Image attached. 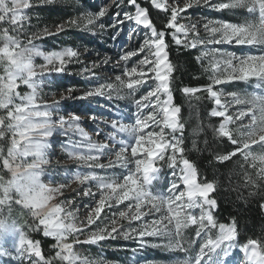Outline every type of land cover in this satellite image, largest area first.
Masks as SVG:
<instances>
[{"label":"snow or ice","instance_id":"6c2138e0","mask_svg":"<svg viewBox=\"0 0 264 264\" xmlns=\"http://www.w3.org/2000/svg\"><path fill=\"white\" fill-rule=\"evenodd\" d=\"M52 2L54 0H38L40 5ZM114 3L117 9L126 5L134 12L124 11L121 18V12L117 11L109 27L115 28L126 21L135 22L150 35H145L138 50L126 51L120 56L122 74L115 75L113 82L94 84L78 97L73 95L75 89L70 88L67 95L47 102L41 98L47 77L65 73L71 63L80 62L81 53L72 47L44 51L34 41L42 35L59 34L67 28L95 34L93 29L107 15L108 6L64 21L56 26L55 33L47 29L42 34L33 33L24 43L19 33L24 22L30 19L25 10L37 5L31 0H0V24L11 26L0 29V110L4 111L0 115V139H8L10 134L6 153L0 146L2 167L10 174L7 179L0 175V239L8 235L18 237L13 243L14 258L28 260V264H57V261L60 264H102L81 259L74 245L98 244L118 236L136 240L141 248L171 253L175 256L174 264H227L226 258L237 247L244 256L240 264H264V244L259 239L249 238L243 245H238L235 220L227 224L217 222L214 212L218 202L212 195L216 182L201 178L196 165L184 155V124L180 117L181 106L174 102L173 65L166 41V35H170L177 46L189 49L199 46L202 50L197 61H208L202 67L208 73L209 83L200 87L185 86L181 91L187 98L195 96L197 100L201 99L197 93H206V98L213 104L209 115L221 118L214 129L215 134L221 139L226 138L233 150L216 156V159L228 161L240 154L244 161L252 162L256 176L264 180V0H188L183 7H170L167 0H148L153 8L170 12L161 30H157L148 7L142 6L139 0H114ZM201 4L218 12L244 10L247 17L240 23L207 20L203 23L207 38H201L199 21L179 22L181 13ZM99 30H105L104 23H99ZM190 34L194 37L191 40ZM218 45H235L241 53L225 51ZM140 54H143L142 58L129 68V60ZM37 57L43 58L44 63L36 64ZM109 59L105 57L102 63L107 64ZM97 66L82 68L79 74L86 80L98 81L102 78L94 70ZM253 81L255 90L243 94L230 92L227 98L222 90H216L217 86L233 82ZM21 85L27 86L29 91L22 94L18 91ZM144 87L147 91L137 98V92ZM94 97L107 101L129 99L134 109L128 115L116 106L118 119L101 121L95 115L88 117L93 123L110 125L112 131L105 133V142H95L89 137L82 127L81 116L71 113L66 118L60 114L62 101ZM233 104L241 106L235 116L229 114ZM245 117L249 118L247 124L230 128L236 120ZM125 119L131 122H123ZM234 132L239 133V139L234 138ZM56 133L65 137L63 151L69 159L89 169L76 171L73 181L81 185L95 182V192L86 187L80 192L74 191L72 199H59L64 197L68 185L52 184L51 180L44 182L43 178L50 174L43 166L49 163L51 138ZM253 145H259L262 151L253 152ZM102 157H107V163H100ZM163 165L171 169L173 179L166 190H153ZM117 168L121 170L119 173L113 171L102 175L95 171ZM248 182L256 183L251 177ZM85 197L91 203L84 205L87 209L85 220L78 221L74 201ZM13 202L29 210L33 223L21 225L11 218ZM124 202H127L125 210H112ZM5 206L9 210L8 216L4 215ZM105 209L110 210V215L102 216ZM195 210L198 215L194 214ZM104 219L108 223L93 230L97 221ZM119 221H127L129 227L124 229ZM133 222L136 227L131 226ZM25 226L32 232L41 230L42 226L43 236L55 240L51 246L55 250L54 256L44 255L41 242L31 239L24 231ZM190 226H195L196 237L200 238L202 234L204 237L194 255L189 252L195 241L188 242L185 237V230ZM214 229L217 230L215 237L211 234ZM85 233V239L81 240L80 236ZM12 255L0 245V256Z\"/></svg>","mask_w":264,"mask_h":264},{"label":"rangeland","instance_id":"374dc122","mask_svg":"<svg viewBox=\"0 0 264 264\" xmlns=\"http://www.w3.org/2000/svg\"><path fill=\"white\" fill-rule=\"evenodd\" d=\"M69 1L54 0V2L52 3L40 5L38 3V0H31V2L37 6L25 10L30 19L24 22L23 30L19 33V38L21 39V41L26 43L27 39L32 36L33 33L42 34L44 29H47L49 32L55 33L56 26L63 23L64 21L80 16L86 11L97 12L100 7L108 6L107 15L100 21H98L97 25L93 29L95 34L79 28H67L65 31L56 35H42L40 39L34 41V43L40 45V47L44 51H52L59 50L64 47H72L81 53L80 62L71 63L67 67V71L65 73H53L52 75L47 77L41 89V98L42 100L47 102H51L53 99H59L62 94L67 95L68 89L70 88L75 89L73 95L78 97L82 94L83 90L93 86L94 84L106 81L113 82L115 75L122 74L123 62L120 61V56L126 51L138 50L145 38V35H150V32L147 29H144L142 26L136 25L135 22L126 21L124 24L118 25L115 28L109 27V25L113 22L114 13H116L117 11L121 12V18H123L122 14L124 11L134 12V9L129 6L125 5L123 8L117 9L114 0H72L74 4ZM139 1L150 4L148 3V0ZM186 2H188V0H167V3L170 7H183L184 3ZM214 2H220V0H214ZM53 4H59L60 6L69 5L73 6L74 9H69L68 15L61 23L52 25L51 22L41 19V11L43 8H46ZM155 10L164 16L165 19L161 23V25L163 24L164 26V24H166L167 22V18L170 16V12L164 13L162 10ZM180 16V23L189 24L199 21V34L201 38H207V33H205L203 29V23L207 22V20H226L230 22L240 23L243 22L247 17V13L244 10L218 12L201 4L194 5L186 12L181 13ZM99 23L105 24L104 31L99 30ZM5 27L11 28L9 24H0V29ZM114 37L115 39H113ZM192 38L194 37L192 34H190L189 40H191ZM217 47H221L225 51H232L236 52L237 54L241 53V49L235 45H218ZM85 49H88L89 51H85ZM201 50V47L198 46L199 55ZM247 50L248 49H245V51ZM251 51L255 52L256 50L251 49ZM142 55L143 54L132 57L129 60L127 66L131 68L133 65H136L142 58ZM105 57L110 58L107 64L102 63ZM118 61H120L119 67L116 66ZM35 63L42 64L44 63V60L43 58L37 57ZM204 63L205 65H207L208 61L204 60ZM93 64L98 65L94 68V70L97 72L98 76L102 78L98 81L86 80L84 76H81L79 74L82 68H91L93 67ZM253 85L254 81L252 83L233 82L227 85L217 86L216 90H222L225 94V98H227V93L230 92H237L240 94L251 92L255 90ZM18 91L23 94L24 92L29 91V89L27 88V86L21 85ZM146 91V87L141 88L137 92L136 97L139 98V96L143 95ZM116 106H119L120 109L125 110L128 115H130L134 110L133 105L131 104L129 99L118 100L114 98L112 101H107L105 98L94 97L90 100L68 99L62 101L60 114L64 115L66 118L71 113H75L76 115L81 116L82 127H84L85 131L89 134V137L95 142H105V133L112 131L110 125H105L102 122L93 123L88 117L91 115H95L100 118L101 121L103 119H118V117L115 115ZM109 109H111V111H109ZM240 109L241 106L233 104L229 108V114L235 116ZM3 114L4 111L0 110V115ZM248 120V117L236 120L233 124L230 125V128L237 129L239 128L240 124H247ZM123 122L130 123L131 121L125 119ZM98 129L102 131H99L98 133ZM241 131H243V129H241ZM234 138L239 139V133L234 132ZM0 140V143L1 145H3L6 153V149L10 140V134H8V139ZM64 140L65 137H63L59 133H56L54 137L51 138V149L48 153L49 163L43 166L45 172L49 173L50 175L43 178L44 182L49 183V180H51L52 184L64 183L68 185V187L65 189L64 197H61L59 199H72V194L74 193V191L80 192L83 188L86 187L92 188V190L95 192V182H87L86 184L81 185L78 182L73 181L72 176L76 171H88L89 169H87L86 165H78L75 161L69 159L67 153L63 151ZM251 150L257 153L262 151L259 145H253ZM100 163H107V157H102ZM258 166L259 165L257 162V167ZM163 168L169 169L166 165H163ZM95 171L103 175L106 173H111L113 171L119 173L121 170L117 168L108 170L96 169ZM0 175H3L5 179L10 176L6 169H3ZM172 179L173 177L171 176V171L165 177L160 171V179L155 183L153 190H166ZM181 188H183V185H181ZM98 198L99 196L97 195L96 199ZM59 199L56 202H59ZM89 203H91V201L87 197L83 199L77 198L74 201V210L76 211L78 221L85 220L87 209L84 207V205ZM126 205L127 202H124V205L119 206L118 209L114 208L112 210H125ZM22 208H24L22 205H17L13 202L11 205V213L14 212L15 209L22 210ZM28 213L30 215V219H32L33 221L29 210ZM106 214L110 215V210L105 209V212L102 213V216H105ZM194 214L198 215V210H195ZM4 215H9L7 206H5L4 208ZM152 218L154 217H148V219ZM105 223H108L107 219H104L103 221H97V224L93 226V230L97 226L103 227ZM119 225H123L124 229H127L129 227L127 221H119ZM131 226L136 227L137 224L133 222ZM216 232L217 230H212L211 234L213 235V237H215ZM86 235L87 233L82 234L80 236V239H85ZM185 237L188 242H191L193 240L195 241L189 252V255H194L195 252L199 250L200 243L203 242V234L200 238L196 237L195 226H190L185 230ZM17 239L18 237H12L11 235L5 236L0 239V245L13 253L12 256H0V264H28V260L20 261L14 258L15 252L13 249V243ZM74 250L78 254H80L81 259L87 258L93 262H102V264H174L175 260V256L171 253H167L163 250L151 247L141 248L136 240H125L119 236L115 239L109 238L106 241L100 242L98 244H77L74 245ZM243 259V253L237 247L236 249L234 248L232 250L230 255L226 258V261L227 264H240V261ZM77 264H79V262H77Z\"/></svg>","mask_w":264,"mask_h":264},{"label":"trees","instance_id":"16d2710c","mask_svg":"<svg viewBox=\"0 0 264 264\" xmlns=\"http://www.w3.org/2000/svg\"><path fill=\"white\" fill-rule=\"evenodd\" d=\"M69 1V0H66ZM71 3V1H69ZM142 6L148 7L149 15L157 30L164 28L162 21L165 19L162 14L152 8L150 4L139 1ZM74 4V3H73ZM66 7V8H65ZM73 6H60L53 4L41 11V19L51 22L52 25L61 23ZM165 25V24H164ZM169 45V60L173 65L171 74V87L174 95V102L181 106V122L184 124L183 147L184 155L197 167L199 176L216 182V190L212 194L218 202V208L214 216L218 223H230L235 220L238 232V243L244 244L249 238L259 239L264 244V180L256 176V169L252 162L244 161L240 154L228 161H218L216 156L226 154L233 150L229 141L216 136L214 129L218 127L220 119L209 115L213 107L212 102L206 98V93L199 92L195 96L187 98L181 89L185 86L200 87L209 83L208 73L204 72L202 65L204 61H197L198 47L189 49L177 46L170 35H166ZM1 141V140H0ZM0 146L3 147V145ZM162 170H164L161 167ZM3 171L0 161V173ZM163 176L168 174L164 170ZM256 181L250 184L248 178ZM11 218L25 225L33 223L26 208L15 209ZM24 231L33 240L41 242V248L46 257L54 256L52 245L55 243L50 237L43 236L42 230L32 232L27 226ZM57 264H60L57 261Z\"/></svg>","mask_w":264,"mask_h":264}]
</instances>
